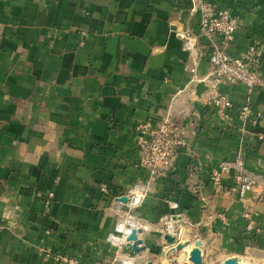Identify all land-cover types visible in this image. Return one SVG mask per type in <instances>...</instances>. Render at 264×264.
Masks as SVG:
<instances>
[{"label":"crops","instance_id":"obj_1","mask_svg":"<svg viewBox=\"0 0 264 264\" xmlns=\"http://www.w3.org/2000/svg\"><path fill=\"white\" fill-rule=\"evenodd\" d=\"M211 2L239 20L234 54L256 45L264 73V0ZM198 23L191 0H0V264H55L46 248L77 264H148L163 232L178 227L225 254L250 240L246 205L264 229V203L249 194L243 204L211 181L239 149L264 173V89L222 85L229 119L207 92L198 97L207 52L200 43L193 73L181 38ZM248 101L260 117L244 124ZM165 120L184 130L185 145L127 218L117 199L150 179L138 166L136 127ZM119 222L142 230L140 255L113 252L108 236Z\"/></svg>","mask_w":264,"mask_h":264},{"label":"built area","instance_id":"obj_2","mask_svg":"<svg viewBox=\"0 0 264 264\" xmlns=\"http://www.w3.org/2000/svg\"><path fill=\"white\" fill-rule=\"evenodd\" d=\"M193 9L199 15L198 31L181 35L184 38V50L194 59V67L190 70L196 72V62L201 56L200 43H204L206 50L209 74L203 80L207 85V93L210 102L216 108L219 117L230 118L231 102L221 91L222 85L242 84L249 91L256 88L264 89V73L261 71V49L252 45L248 51L238 56L234 54L237 33L240 28L238 18L229 10L218 8L211 0H191ZM204 52V51H203ZM255 115L250 101L242 107L239 118L247 124ZM264 142V137L261 138ZM136 146L140 153L138 166L146 168L150 172V179L146 184L135 185L129 193L136 198L137 205L125 206L131 212H135L148 196L150 185L159 177L166 176L175 166L180 150L185 145L184 130L168 120L158 123L145 122L136 127ZM232 180V185L226 186L225 178ZM211 181L215 189L227 197H238L240 202H245L249 194L252 199L264 201V173L250 170L246 166L244 152L239 149L235 158L224 160L211 175ZM134 217V214L126 212ZM257 213L253 206L246 205L243 218L247 221L248 228L256 225ZM133 228V227H131ZM129 231L122 232L116 225L115 232L109 234L108 242L111 245H125L117 243V236L128 238ZM47 257L55 264H77L75 261L53 249H44ZM122 264H133L129 259H124Z\"/></svg>","mask_w":264,"mask_h":264},{"label":"rangeland","instance_id":"obj_3","mask_svg":"<svg viewBox=\"0 0 264 264\" xmlns=\"http://www.w3.org/2000/svg\"><path fill=\"white\" fill-rule=\"evenodd\" d=\"M249 203V200H246L244 203ZM256 203H264L254 200ZM243 203V202H242ZM243 203V204H244ZM125 212H131L130 209L124 208ZM257 213V212H256ZM258 215V213H257ZM256 220V218H255ZM245 225V232L250 235V240H244V238H238L236 242L234 241L232 243L233 247L229 250L228 253L223 254L224 251L222 248H219L218 244H215V241L213 239L209 240L208 243L204 244V239L201 237H196L195 239H184L183 238V229L178 227V229H175L173 227L171 232L175 237L179 238L181 242L189 241L190 243H195L197 240H200L202 242L201 250H197L195 245L191 248V254L196 252L199 257H203L202 264H225L227 261H230L232 263L230 264H264V229H259V226L256 225L249 229L247 221H243ZM264 228V226H263ZM166 230V229H165ZM180 231H182L180 233ZM166 232H163V235H165ZM206 238V237H205ZM240 242L241 247H237V243ZM110 244V242H109ZM235 244V245H234ZM111 245V244H110ZM237 245V246H236ZM113 252L115 255L122 254V252L129 250L127 248V245H116L113 246ZM165 245L163 244L162 251L158 254V257L154 258L152 261H150V264H196L197 262L192 259L193 262H190L191 258L190 256H187V258L182 259L181 258V251L175 252V253H169L166 252V255L164 257L161 256V253L164 251ZM206 253V254H205ZM179 256V257H178ZM224 256V260L221 258Z\"/></svg>","mask_w":264,"mask_h":264},{"label":"water","instance_id":"obj_4","mask_svg":"<svg viewBox=\"0 0 264 264\" xmlns=\"http://www.w3.org/2000/svg\"><path fill=\"white\" fill-rule=\"evenodd\" d=\"M182 38V36H181ZM208 90L207 85L204 82H200L197 84L196 86V93L198 97H201L204 93H206ZM118 201H121L123 203H127L128 202V197L127 196H122L119 199H117ZM179 219V217H174V220ZM182 231H180L181 233ZM142 233L141 229L135 230L132 229L129 237L127 238V241L129 242V244L127 245V248L135 255H140L143 251H145V247L143 246V241L140 238V235ZM163 240L165 243V247H164V251L161 253V256L163 257L166 253V249L168 248V252L169 253H175V252H179L181 251V255H183L182 259H185L186 254L188 253L186 250V248L188 246H190L191 244H194L195 246H202V242L200 240H197L195 243H190L189 241H185L184 243L181 242V240L175 236H171V235H167L165 234L163 236ZM179 257V256H178ZM192 259L194 261H196V264H202L203 262V257H199V255L194 252ZM192 259H190V262H193ZM232 262L227 261L225 264H230ZM150 264V263H148ZM194 264V262H193Z\"/></svg>","mask_w":264,"mask_h":264},{"label":"bare ground","instance_id":"obj_5","mask_svg":"<svg viewBox=\"0 0 264 264\" xmlns=\"http://www.w3.org/2000/svg\"><path fill=\"white\" fill-rule=\"evenodd\" d=\"M138 191L137 190H134V191H132V194H136ZM132 194L131 193H129L128 194V202L127 203H123V202H121V201H119L120 203H122V204H126V206H135V205H137V202H136V200L135 199H139V198H136L135 197V199H134V196H132ZM144 202V201H143ZM141 206V205H140ZM139 206V207H140ZM126 213V212H125ZM128 215H130V214H127V218H128ZM133 217V216H132ZM126 218V219H127ZM134 218V217H133ZM122 222V221H121ZM121 222H119L118 223V226H119V230L120 231H122V232H127V229L129 230V231H132V229H135V228H132V229H129V228H127V227H125V226H121L120 225V223ZM115 230H116V228H115ZM135 230H138V229H135ZM115 232V231H114ZM131 233V232H130ZM129 233V234H130ZM168 235V234H167ZM169 235H171V236H175V235H173V234H169ZM117 238V243H122V244H125V245H128L129 244V242L127 241V239L126 238H123V237H116ZM194 244H191L190 246H188L187 248H186V250L185 251H187L188 253L186 254V257L185 258H187V256H190V258L192 259V256H193V254L194 253H192L191 254V248H192V246H193ZM196 248H197V250H201V247L202 246H195ZM167 251L166 252H168V248L166 249ZM165 255H166V253H165ZM164 255V256H165ZM163 256V257H164ZM183 257V255H181V258ZM128 259V258H127ZM130 260V259H129ZM130 262L131 263H133L131 260H130Z\"/></svg>","mask_w":264,"mask_h":264}]
</instances>
